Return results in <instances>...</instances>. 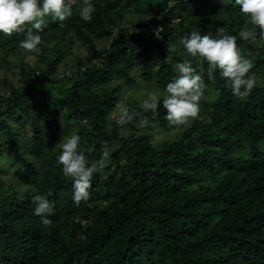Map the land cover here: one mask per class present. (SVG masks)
Here are the masks:
<instances>
[{"label":"trees","instance_id":"trees-1","mask_svg":"<svg viewBox=\"0 0 264 264\" xmlns=\"http://www.w3.org/2000/svg\"><path fill=\"white\" fill-rule=\"evenodd\" d=\"M93 3L89 22L77 5L62 26L46 16L39 53L19 47L30 24L0 34V264H264V39L239 37L248 18L234 0ZM219 28L252 61L257 86L245 100L179 43ZM185 59L204 96L175 126L138 95L163 92ZM120 101L149 125L117 126ZM72 132L90 162L109 152L79 205L54 148ZM35 192L54 202L49 226L33 214Z\"/></svg>","mask_w":264,"mask_h":264},{"label":"clouds","instance_id":"clouds-1","mask_svg":"<svg viewBox=\"0 0 264 264\" xmlns=\"http://www.w3.org/2000/svg\"><path fill=\"white\" fill-rule=\"evenodd\" d=\"M221 2L226 3L229 0ZM234 3L248 18L238 33L239 37L252 43L257 41L258 36L264 39V0H234ZM73 5H77L81 20L89 22L93 19V13L96 11L93 0H0V34L23 32L25 25L30 24L24 38L19 41V47L27 53H39L41 33L45 27L44 18L51 15L61 22L62 26V23L73 15ZM249 22L252 27L247 26ZM162 30H155L157 38ZM236 39L235 35L227 34L219 28L215 34L203 35L199 30H192L182 36L179 43L190 56L202 57L208 62L210 79L213 78V70L219 69L220 75L227 79L232 94L245 100L257 86V77L250 73L252 61L241 55ZM174 71L177 74L165 85L164 91H149L141 103V108L155 116L158 106L162 104L166 109L165 118L169 124L180 126L198 115L199 101L204 96L205 86L201 73L192 66L191 60L185 59L175 63ZM114 116L117 126L122 127L133 122L134 117L139 118V127L149 125L147 116L141 115V112L135 109L130 110L124 101L116 105ZM81 139L78 133L72 132L62 137L54 147L59 149L57 164L62 165L63 174L71 178L72 200L77 205L89 199L93 174L103 167L109 156L108 150L105 149L99 160L90 162L85 150L80 147ZM31 201L35 205L33 214L40 218V223L44 226L51 225L54 202L39 192L31 196Z\"/></svg>","mask_w":264,"mask_h":264},{"label":"rangeland","instance_id":"rangeland-1","mask_svg":"<svg viewBox=\"0 0 264 264\" xmlns=\"http://www.w3.org/2000/svg\"><path fill=\"white\" fill-rule=\"evenodd\" d=\"M79 52L83 55V56H88V52H87V50L86 49H84V48H80V50H79ZM88 58V57H87ZM5 72V71H4ZM9 75L10 76H12V74L11 73H9ZM17 75L19 76V71H17ZM143 92H145V93H140L139 95H138V97H140V98H142L144 95L146 96L147 94H148V92L147 91H143ZM1 94V93H0ZM205 97L207 98V99H209V100H211V99H213L214 98V95L213 94H206L205 95ZM158 134H157V138H161V137H163V136H167L166 135V133H160V132H157ZM4 179H7V177H3Z\"/></svg>","mask_w":264,"mask_h":264},{"label":"built area","instance_id":"built-area-1","mask_svg":"<svg viewBox=\"0 0 264 264\" xmlns=\"http://www.w3.org/2000/svg\"><path fill=\"white\" fill-rule=\"evenodd\" d=\"M187 1H189V0H187ZM160 28V27H159ZM69 73V72H68Z\"/></svg>","mask_w":264,"mask_h":264}]
</instances>
